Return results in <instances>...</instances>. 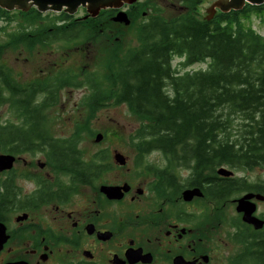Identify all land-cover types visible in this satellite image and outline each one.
I'll list each match as a JSON object with an SVG mask.
<instances>
[{"label":"trees","instance_id":"1","mask_svg":"<svg viewBox=\"0 0 264 264\" xmlns=\"http://www.w3.org/2000/svg\"><path fill=\"white\" fill-rule=\"evenodd\" d=\"M184 2L186 11L172 16L149 0L130 5L136 44L122 41L124 24L113 21L114 8L86 17L0 6V18L16 24L0 41V108L6 106L20 122H0V146L44 150L56 167L73 169L83 133L93 134L89 124L97 111L110 103L126 104L140 119L133 136L147 137V146L169 152L182 145L186 160L196 155L199 168L220 163L239 170L264 167V35L246 23L252 15H264V3L202 17L198 6L203 0ZM101 40V73L62 67L21 83L3 62L8 49L32 53L56 43L94 49ZM176 57L181 60L174 64ZM203 62L206 68L187 69ZM81 87L88 90L81 101L89 114L85 124H77L69 138H55L48 125L50 110L64 89ZM99 156L104 162L109 157L107 150ZM92 166L90 160L87 167ZM234 183L221 188L237 190ZM258 238L252 237L251 254L255 264H264V241Z\"/></svg>","mask_w":264,"mask_h":264},{"label":"flooded vegetation","instance_id":"2","mask_svg":"<svg viewBox=\"0 0 264 264\" xmlns=\"http://www.w3.org/2000/svg\"><path fill=\"white\" fill-rule=\"evenodd\" d=\"M123 1L118 10L128 11L138 0ZM77 12L90 15L86 6ZM146 140L129 138L133 152H121L124 165L116 161V150L111 159L107 149H100L90 158L80 153L73 169L56 167L44 150L0 146V154L12 156L0 167V264H221L218 255L227 254L225 247L232 243L228 264H255L252 237L264 241V224L256 228L245 221L237 206L239 198L253 194V215L264 220V180L255 181L249 173L239 176V169L227 163L199 168L196 155L186 160L182 145L165 152L147 146ZM104 150L107 168L99 156ZM38 154L43 156H24ZM90 160L94 166L88 168ZM221 168L231 173H220ZM255 168L264 169L244 170ZM125 184L129 189L119 198L102 190ZM225 185L227 191L221 188ZM186 190L194 194L187 197ZM224 224L227 240L217 233Z\"/></svg>","mask_w":264,"mask_h":264},{"label":"rangeland","instance_id":"3","mask_svg":"<svg viewBox=\"0 0 264 264\" xmlns=\"http://www.w3.org/2000/svg\"><path fill=\"white\" fill-rule=\"evenodd\" d=\"M149 1L152 3V5L160 7L163 11V14L166 16H172L174 14H179L186 11L184 0ZM219 1L221 0H203V2H201L198 6L201 16L206 17V11L203 8H206L209 5H215ZM230 1L233 3L234 0ZM84 6L87 7V5ZM104 7H108V5H105ZM103 8H99V12H101ZM13 10L15 9H11L10 11ZM217 11L221 10L217 9ZM46 12L58 13L57 11L51 10ZM75 15L82 16V12H77ZM246 23L264 35V15H252L246 21ZM15 25L16 24L14 23L7 24L3 19L0 18L1 42L6 40L7 32L13 31L16 28ZM131 25L132 24L130 22L129 24H124L122 26V41L124 43L131 42V44H136L137 41L135 39V28ZM84 44L85 43H77L67 46L63 43H56L52 47L46 49L38 47L32 53L26 50L17 51L8 49L3 56V62H5V64L12 69L13 74L23 82H27L32 79H38L39 77H42L44 74L48 73V71L50 72L51 70L52 72H56L57 69L62 67H70L78 73H81L83 68L90 70L98 69V71L101 73L105 68L104 65H102V60L105 58L101 46V44H103V40L96 42V47H94V49L91 46L86 47ZM180 60V58L176 57L173 63L177 64ZM206 67L207 63L203 62L196 63L187 69L197 70ZM87 91L88 90L85 87L66 88L62 91L60 102L55 107H53L49 113L51 120L48 125L53 135L58 137L70 136L77 124H85L89 114L81 101ZM9 120H15L14 116L11 114V112H9V109L6 106L0 108V122L3 123ZM139 125L140 119L131 113L126 104L116 105L110 103L97 111L92 122L89 124L93 134L89 135L88 132L85 131L79 144V148L84 153V158H90L93 153L100 149H107L111 155V159H113L114 150H116L115 154L117 152H122L127 155H131L133 150L129 146V138L133 136ZM98 133L103 134V138L100 141H96V135ZM24 156L25 159L30 160V158L35 159V157L41 158L43 155L38 154L35 156ZM18 166L22 167V163H19ZM24 169H30V165H25ZM245 173H249L252 179L255 181L256 179L264 180V169L255 168L253 171L244 169L238 171L239 176H242ZM105 177L110 178L112 176L105 175ZM260 209L264 210V203L261 204ZM235 212L234 205H231L229 213L231 216H233L236 214ZM217 233L227 240L229 234L227 224L220 226L217 229ZM234 246L235 245L233 243L226 245V253L228 254ZM227 254L218 255L219 263L228 264L226 258Z\"/></svg>","mask_w":264,"mask_h":264},{"label":"water","instance_id":"4","mask_svg":"<svg viewBox=\"0 0 264 264\" xmlns=\"http://www.w3.org/2000/svg\"><path fill=\"white\" fill-rule=\"evenodd\" d=\"M134 1V0H127ZM123 3V0H0V6L11 10V9H21L28 10L31 6L37 7L40 11L46 12L48 10L60 12L65 10L69 13H74L77 11L80 5H87L89 11L93 16H96L99 13V8H103L105 5L108 7H120ZM246 3L250 4H262L264 0H234L233 3L230 0H221L215 5H209L206 8H203L206 11V17H212L217 14V9H220L223 12L230 11L231 9H241ZM115 4V5H113ZM117 4V5H116ZM107 8V7H104ZM113 21L122 22L124 24H129L131 21L128 17V14L124 10L118 11L113 16ZM103 138L102 133L96 135V141H100ZM115 159L120 164L124 165L126 163V158L121 152L115 154ZM12 160V156L0 154V167H4V163ZM4 162V163H3ZM3 164V165H2ZM220 173L230 174L231 171H227L224 168L220 169ZM129 185L125 184L124 186H103L104 190L110 197H121L122 190H128ZM195 191L199 192L198 189ZM185 194L187 197L191 194H194V190H186ZM253 194H247L238 199V210L243 212V218L245 221L252 223L256 228H260L264 224V220L253 215L255 210V204L250 201V197Z\"/></svg>","mask_w":264,"mask_h":264}]
</instances>
